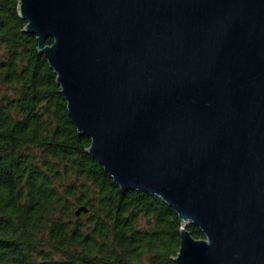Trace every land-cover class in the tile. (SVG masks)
Returning a JSON list of instances; mask_svg holds the SVG:
<instances>
[{"label": "water", "instance_id": "obj_1", "mask_svg": "<svg viewBox=\"0 0 264 264\" xmlns=\"http://www.w3.org/2000/svg\"><path fill=\"white\" fill-rule=\"evenodd\" d=\"M17 13L86 151L177 213L174 263L264 264V0H18Z\"/></svg>", "mask_w": 264, "mask_h": 264}, {"label": "trees", "instance_id": "obj_2", "mask_svg": "<svg viewBox=\"0 0 264 264\" xmlns=\"http://www.w3.org/2000/svg\"><path fill=\"white\" fill-rule=\"evenodd\" d=\"M17 3L0 0V264H175L177 213L86 151Z\"/></svg>", "mask_w": 264, "mask_h": 264}]
</instances>
